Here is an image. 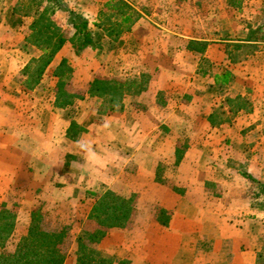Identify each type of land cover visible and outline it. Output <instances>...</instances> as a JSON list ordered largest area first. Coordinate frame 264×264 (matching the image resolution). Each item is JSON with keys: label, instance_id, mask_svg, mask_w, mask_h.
Returning <instances> with one entry per match:
<instances>
[{"label": "crops", "instance_id": "crops-1", "mask_svg": "<svg viewBox=\"0 0 264 264\" xmlns=\"http://www.w3.org/2000/svg\"><path fill=\"white\" fill-rule=\"evenodd\" d=\"M60 1L88 21L94 47L76 56L65 43L37 84L26 70L41 54L25 45L32 18L16 29L0 17V212L14 218L0 253L14 251L39 213L67 231L65 244L71 235L64 264H77V238L97 230L89 215L110 191L132 199L125 226L96 244L110 264H259L264 191L243 173L264 185V0ZM52 20L73 34L66 10ZM62 60L72 92L97 76L141 74L147 89L117 111L88 95L57 109ZM224 70L220 95L212 87Z\"/></svg>", "mask_w": 264, "mask_h": 264}, {"label": "trees", "instance_id": "trees-1", "mask_svg": "<svg viewBox=\"0 0 264 264\" xmlns=\"http://www.w3.org/2000/svg\"><path fill=\"white\" fill-rule=\"evenodd\" d=\"M66 10L68 24L73 28V34L67 37L61 32L52 20L55 11ZM26 17H31L29 38L25 45L29 44L41 51L38 58L32 60L29 82L38 83L41 75L51 63L54 56L61 50L63 45L69 42L74 49L76 56L85 49L93 46L91 32L88 28V21L74 11L67 9L60 0H28ZM128 22V19L125 20ZM21 21H19L20 25ZM198 53H203L206 45L197 46L191 43ZM72 70L66 60H62L54 70L53 76L58 79L55 86L54 107L67 109L71 107L74 100L83 99L86 95L96 97L102 101L101 108L105 111H117L122 108V100L125 95L138 96L147 89L149 78L141 74L132 80H119L107 76H97L87 86L86 91L72 92L70 87ZM231 79V74L225 71L215 76L216 85L212 91L216 94H223L226 85ZM235 107L241 108L236 101ZM219 109L208 116L211 125H219ZM73 125L72 127H74ZM182 151L177 149L176 159L181 158ZM243 176L249 181L257 184L264 191V185L255 180L247 173ZM132 211V199H125L110 191L104 192L95 202L89 219L93 220L97 230L82 231L77 238V264H110L96 244L105 236V231L113 228H122L128 221ZM14 218L6 211L0 212V249H4L13 231ZM67 238V231L50 230L45 226L43 218L39 213H32L31 223L25 237H22L11 253H0V264H64V245ZM264 259V248L257 254V262Z\"/></svg>", "mask_w": 264, "mask_h": 264}, {"label": "rangeland", "instance_id": "rangeland-1", "mask_svg": "<svg viewBox=\"0 0 264 264\" xmlns=\"http://www.w3.org/2000/svg\"><path fill=\"white\" fill-rule=\"evenodd\" d=\"M13 2H16V4H19V6H17L18 11L16 12L17 14L15 16H13L11 14L10 9L7 11V9L9 7L10 8L12 7L11 4ZM27 4H28V0H0V12H2L0 14L1 19L4 18L3 20H4L5 24L11 26L12 28L15 27L16 29H18L17 25L19 24V18H21L22 15L27 14ZM4 10L6 12L5 14L3 12ZM262 10H264V9H261L259 11L261 12ZM261 14H263V13H261ZM21 28H23L22 30H26L27 26L21 27ZM260 156H261V158H264V152L262 150H261ZM260 183L262 184L263 182L260 181ZM254 185H255L256 190H261L257 184H254ZM70 238H71V235H70ZM70 238L68 237V240H67L68 243H70V241H71ZM68 243L65 244V250L71 251V243L70 244H68ZM259 264H264V259Z\"/></svg>", "mask_w": 264, "mask_h": 264}]
</instances>
